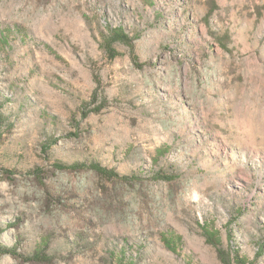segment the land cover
I'll return each instance as SVG.
<instances>
[{"label": "rangeland", "instance_id": "374dc122", "mask_svg": "<svg viewBox=\"0 0 264 264\" xmlns=\"http://www.w3.org/2000/svg\"><path fill=\"white\" fill-rule=\"evenodd\" d=\"M0 167V264H264V0H0Z\"/></svg>", "mask_w": 264, "mask_h": 264}, {"label": "trees", "instance_id": "16d2710c", "mask_svg": "<svg viewBox=\"0 0 264 264\" xmlns=\"http://www.w3.org/2000/svg\"><path fill=\"white\" fill-rule=\"evenodd\" d=\"M105 39V47L107 49V51L109 52L111 58H115L117 57L120 53L118 51H116L113 47L114 43L116 42H122L125 43L129 46H133L132 42H133V38L130 37L127 33H125V31L121 28V27H109V31L107 33L104 34ZM96 111H99V108L94 109ZM85 117L88 116V112H84ZM50 146H48V148H46V150L49 149ZM56 166H58V168L64 169V168H73V169H83V168H89L90 170H93L94 172L103 175L107 178H115V179H127L129 178L128 176L125 175H120L115 169L112 168H108L106 166H103L101 163L97 162V161H87V162H74L71 164H65V163H61V162H56L54 163ZM1 169V167H0ZM38 171H35L34 173H37ZM159 179H163L166 181H172L175 180L178 176L177 175H167L165 173H158L157 174ZM209 242L211 244H213L218 252L219 258L222 261L223 264H249L248 260L246 259V257L244 255H242L240 253L239 250H234L233 253L226 251L219 243L212 241L211 239H209ZM15 254L16 253V249L7 247L6 245H4L2 243L1 240V231H0V255L3 254ZM17 254V253H16ZM125 264V263H124Z\"/></svg>", "mask_w": 264, "mask_h": 264}]
</instances>
